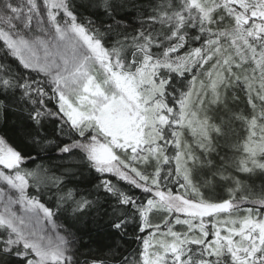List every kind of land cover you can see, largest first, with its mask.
<instances>
[{"label":"snow or ice","instance_id":"6c2138e0","mask_svg":"<svg viewBox=\"0 0 264 264\" xmlns=\"http://www.w3.org/2000/svg\"><path fill=\"white\" fill-rule=\"evenodd\" d=\"M0 264H264V0H0Z\"/></svg>","mask_w":264,"mask_h":264},{"label":"trees","instance_id":"16d2710c","mask_svg":"<svg viewBox=\"0 0 264 264\" xmlns=\"http://www.w3.org/2000/svg\"><path fill=\"white\" fill-rule=\"evenodd\" d=\"M226 193L224 192V191H217L215 194H214V197H225L226 198ZM85 239L87 240L88 239V237H85ZM102 244H103V241L102 240H96V242L95 243H93L92 244V248L93 249H95V248H97V247H100V246H102ZM87 251H88V249L87 248H82L81 249V252H83V253H87ZM81 259L83 260L84 259V256H81Z\"/></svg>","mask_w":264,"mask_h":264},{"label":"rangeland","instance_id":"374dc122","mask_svg":"<svg viewBox=\"0 0 264 264\" xmlns=\"http://www.w3.org/2000/svg\"><path fill=\"white\" fill-rule=\"evenodd\" d=\"M180 226H177V228L179 229Z\"/></svg>","mask_w":264,"mask_h":264}]
</instances>
